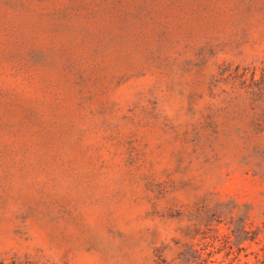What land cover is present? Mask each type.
Here are the masks:
<instances>
[{
    "label": "rangeland",
    "instance_id": "374dc122",
    "mask_svg": "<svg viewBox=\"0 0 264 264\" xmlns=\"http://www.w3.org/2000/svg\"><path fill=\"white\" fill-rule=\"evenodd\" d=\"M264 264V0H0V264Z\"/></svg>",
    "mask_w": 264,
    "mask_h": 264
},
{
    "label": "trees",
    "instance_id": "16d2710c",
    "mask_svg": "<svg viewBox=\"0 0 264 264\" xmlns=\"http://www.w3.org/2000/svg\"><path fill=\"white\" fill-rule=\"evenodd\" d=\"M2 264V263H1Z\"/></svg>",
    "mask_w": 264,
    "mask_h": 264
}]
</instances>
